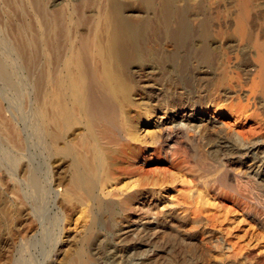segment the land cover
Masks as SVG:
<instances>
[{"label": "rangeland", "instance_id": "1", "mask_svg": "<svg viewBox=\"0 0 264 264\" xmlns=\"http://www.w3.org/2000/svg\"><path fill=\"white\" fill-rule=\"evenodd\" d=\"M87 1L88 0H36V4H38L39 6L45 7L49 11V13L52 15L55 13L57 14L59 12V14L64 16L66 19L72 16V12L74 9L81 8V12L79 13L80 15H82V19L84 18V20L75 24L74 21L76 20V18L73 17L74 19L72 18V20L70 21L71 31L73 33L72 35L73 41H77L79 36L87 37L89 35V32L91 35L94 31L98 32L100 34L101 39L105 40L109 33L108 29L110 28L108 24H110L112 18H118L120 16L130 17V18L136 17L134 18V20L137 23L141 21L139 24H142L145 20L150 21L151 27L149 28L150 30L149 29L147 30L148 33L146 31L147 35L145 37V42H147V44L150 46L152 44V47H154L155 50L159 52V54L161 55V58H163V61L157 62V64L155 63L156 65L155 64L150 65L152 68V71L150 72L151 75L150 73L143 75V71H140L139 73L136 71H132L134 70L133 68L131 69L132 72L130 71L132 75H131L129 82L131 83L130 85H132V87L135 89L133 90L135 92H132V94L134 93L132 95L134 97H131V98L135 102L131 99L130 103H128V105L125 106L126 108L124 107L122 109L121 119H123V117H127L128 118L127 121H130V123L134 124L133 126L135 127V131L137 134V135L135 134L136 136L134 137L135 139L139 138L140 140H136L137 142L133 144L134 150L132 149V147L131 148L129 147L131 151L129 148H126L128 155L131 153L129 157L131 156L132 158L127 157L125 160L122 159L123 161L122 160H120V162L118 161L119 163L117 162L115 164L118 166V168L115 167L116 170L114 172V174H117V175L115 176L113 174V177H111L110 179V185H111L110 188H114V185H117L115 186V188H122V189L124 188L125 190L127 189V191H130L132 189L136 190L137 188L140 190L143 188V190H140L141 194L144 196L147 194L146 197L152 200V204L149 205L148 203H145L142 200L138 199L133 204L135 206L134 212L130 213L128 218L124 220L121 219L122 224L124 223L123 226L121 222L119 223L120 219H118L116 222L114 221L116 224L113 222L114 225L117 226L116 227L117 229L116 228L109 229L108 225L106 226L108 228L104 227L103 229H101L100 227L101 230L99 229V231L101 234L99 235L102 236L101 244L104 243L105 246L110 245L109 247L113 246V248H115L114 263L117 261L115 264H139L140 261H142L144 258L150 255L151 256L157 255L155 256L156 261L158 260L157 263L161 261L160 263L163 264V262H167V260L169 259L174 260L175 257L177 259L181 255L183 256L184 252H185L184 255H186V251H183L186 249V246H187L186 242L189 239H192L194 237L196 238V240H194L196 241V245L192 244L194 246L193 247L190 244L189 246L190 247L192 246L193 250L197 252V253L195 252V254L197 255H195L196 258L194 260L196 264H236V263L237 264H264V195H262V193L264 194V96H262L264 95V89H263L264 73L263 71L259 70L260 68H262V64L264 63V60H263L264 56H262L259 53V50L257 49L258 47L256 48L255 46L256 42L264 41V33H263L264 32V0H255V3H254V0H252V5L255 8L253 7L254 9H252L250 12H248L245 15V24L247 25L246 26L247 28L245 27L244 37L239 36L237 33H235L237 31L236 28L238 26V20H239L238 19L239 13H237L235 10L236 0H220V1L219 0H209L212 3V5L214 2L217 3V5L214 4L213 6L211 5L209 7L208 5H210L211 3L208 0H197V1L196 0H186V1L182 0L183 2V3L181 2L182 4L178 0L179 2L178 1L176 2V6L179 8L180 12L177 11L174 13V15H172L171 19L173 20L171 21L170 23L171 25L169 24V26L167 25L168 23L165 22L163 13L157 10H150L146 6L147 3L145 2V0H117V1H121L122 3H124L125 7L121 13H116V15L113 9L114 1L116 0H106V1L101 0L102 2L101 1L99 2V0H97L96 3L92 5L88 4ZM154 1L157 7L161 3L162 0H154ZM198 3L199 4L201 3L202 10L201 8L200 9L199 8L196 9V7L194 8V6ZM184 4H186L189 7H187ZM192 4L194 6H191ZM203 4L205 6V9L207 10H204ZM5 5H6V8H5ZM30 6L31 7L33 6V4L31 3V0L29 1L28 0H8V1L1 0L0 1V63L7 65V68L9 69V75L12 77V79L17 84V88L14 90L9 87L7 88V86L0 83V91L4 92V93L0 92V96H1L0 97V102H1L0 103V109H1L0 110V149L4 148L5 150L10 151L8 146H4L5 144L4 141L6 140L5 137L7 135L8 136L10 135L11 126L15 127L16 129L18 128L17 129L18 132L20 134L21 132L23 133L21 134L22 142L23 143L26 142L25 143L26 146H24L25 151H23V155L20 156L21 163H26L27 165H30V167L32 166V168L36 166V168L34 169L38 168L39 170L37 169V173L40 177H42L46 171V166L45 168H43L44 166V160L42 157L43 153L39 146V142L35 140L36 137L33 135V129H34L35 123H38L37 118L39 119L38 114H37V109L42 105V102H43V89H42L43 83H42V78H41V72L44 67L45 57H50V54H49V51H47V49L43 45V42H41V39L44 40V37L46 34V31L44 28L45 26L43 25L41 15L37 11L36 7L33 6L31 8ZM133 8H136V9L134 10ZM145 8L147 10H145ZM188 8L191 9V11H189ZM86 9H87V13H86ZM94 10L96 12H94ZM156 11H157V14H156ZM188 11L190 12V14ZM252 11H254L255 13ZM100 12L101 13L103 12L104 14L103 13L101 14ZM129 12H131L132 14ZM149 12L150 14H152L151 18H150L151 15L149 14ZM89 14L91 16H89ZM176 14L177 15L179 14V15L177 16ZM186 14L188 15L185 16ZM250 15H252V17H250ZM88 16H89V21H90V17L94 19L97 18L96 20L99 21V25H97L98 24L97 22L96 24L94 23V26H92L91 21L90 22L87 21ZM180 18H183L184 21H186L185 22L186 25H189L187 27L189 29H194L192 30V32L193 33L196 32V33L192 34L191 32V40H190L191 45L189 46V49L188 47L186 49L187 54H186L185 60L183 61V59L176 58L174 61V60H171L170 57L168 58V56L171 55L175 51L174 49L175 43H173V40L171 39L170 32L172 29H175L177 27ZM85 20L86 22H84ZM156 22L160 24H157ZM190 24L192 26L194 25L195 27L192 28ZM202 24H206V25L203 26ZM159 25L160 27L163 26L161 27L162 29H160ZM197 25L198 26L200 25V26L198 27ZM196 26L198 28H196ZM249 27L250 29H248ZM198 30H199V33L197 32ZM249 30L250 31L252 30V32H250ZM164 32H166L167 34L166 33L164 34ZM105 33H106V36H105ZM251 33H253L254 35ZM152 34H155L156 36L154 37ZM204 35L207 40L206 44H208L205 46L206 54H207L206 58L204 55H202L201 57V54H203V51H202V47H200V44H198L199 39ZM149 36H151V38H149ZM163 36H165V38ZM156 38H158L159 41L156 40ZM162 39L163 40L165 39V40L162 41ZM194 39L196 41V45L198 44L197 46L195 45ZM250 39L254 41L253 44H252V40ZM149 41L150 42L153 41L155 42V44L153 42L150 43ZM42 45H43V48H41ZM191 50L193 53L190 52ZM165 51H167L168 53ZM165 54L167 55L168 59L164 57ZM190 56L192 57L190 58ZM26 58L29 59V63H27ZM30 58H31V61H30ZM182 62L186 66L187 72L185 76L184 75L180 76L182 73H181V70L179 69H180V65ZM150 66L146 65L147 68H150ZM168 67L169 68L171 67V68L169 69ZM157 72L159 74H157ZM14 78H16V80H19V81H16ZM24 82L26 84H24ZM254 82H256V84H254ZM132 83H134V86ZM261 83H263L262 86H261ZM20 85L22 86L20 87ZM27 89L30 90V93H28L29 91ZM7 90H10V91L7 92ZM13 95L14 96L16 95V96L14 97ZM15 99L17 101H15ZM131 102L133 105L131 104ZM239 105H241L242 107ZM12 111L14 114L12 113ZM8 112L12 114H9ZM31 116L33 117V119L31 118ZM27 120L28 121L30 120V121L28 122ZM193 122H194V125H193ZM28 123L29 125L32 124L30 126L31 130L28 129L29 128ZM122 123H126V118L123 119ZM162 123L169 124L168 126H170L171 124H172L171 126L173 125L177 126V124H179L178 126L183 127V129L185 128L183 135L182 134L178 135L179 140L180 139L181 140L179 141L180 143L178 145L179 148L177 147V150H175V153L177 151L178 153H176V155H179L180 153L181 154L180 156H176L178 157L177 159L174 158V162L175 161L176 162L173 164L170 163L169 154L166 153V156L169 157L168 158L169 160H168L165 158V152L163 150L159 151L153 148L155 147L156 142H159L163 139V135H162L163 129H161L163 128ZM198 123L199 125H197ZM185 126H188V128L189 129L191 128V130L186 131L187 127ZM26 133H28L31 137H29L28 134L26 135ZM31 138L32 140L30 142ZM169 143L170 144L173 143V140H170ZM133 145H130V146H133ZM185 145H187L188 147ZM181 148H184V149H181ZM27 149H30L33 155ZM183 150L186 151V153ZM132 153H135L136 156L134 157V154ZM30 154L31 156L29 157ZM34 155L37 157H35ZM197 155L200 156L202 159L198 157ZM204 155H208L209 157L206 156L208 159L205 158ZM25 158H27L28 160L27 159H26L27 161L24 160ZM197 158L198 159L200 158L201 162H198L196 166V162L199 161L197 160ZM209 159L210 160L212 159V160L209 161ZM130 160H133V161H130ZM207 160L210 162V164ZM28 162L30 163L28 164ZM199 163H201L202 165ZM125 164L128 166H125ZM57 165L59 164L52 162L51 164L52 174L54 175H56L57 173H59V175L67 174L66 171L64 172V171H61L59 168H57ZM131 165L134 168L130 169ZM124 166L127 169L124 170L125 172H122V168L120 169V167H124ZM201 166L202 168H204L203 166H205L206 168L202 169ZM17 168L18 170H16ZM17 168H13L14 169L13 172L12 170H9L6 165V162L3 160V156L2 155L0 156V189H1L0 190V209H2L5 219L9 218L7 219V221L4 220L7 222V224L4 222L3 235L1 234L0 236V264H15V261L17 262L16 259L19 258L21 255H24L29 260V262L31 261V263L29 264H42V263L43 264H68L69 260L72 257H74V255H76V251L78 250V247L80 246L79 239L84 231L83 228H85L86 219H81L78 216L79 213L77 210L74 212L71 211L72 213L70 212V210H68L67 213L64 214L61 210H59L61 208L57 207V204H55V200L53 199L46 200L45 205L44 203H38V204L35 203V205L31 204L30 206H26V205L24 206V202H21V201H24L23 200L24 198L21 197L23 196V193L21 190L19 191L16 185V183L18 184L20 182L19 178L22 179L24 174L20 172L19 166ZM57 170H60V171H57ZM129 170L131 171L128 172ZM226 171H228V173ZM204 172H205V175H207L206 172H208L209 174L208 177L207 176L202 177L204 176ZM9 174H11V176ZM216 176L218 177L220 176L222 177V180L226 179V181L224 180L223 182L220 178ZM234 178L235 180H239V179L240 180L235 181ZM111 180L114 182L112 183ZM141 180L144 182H142ZM205 180H207L206 183L204 182ZM210 180H213L214 182L213 181L211 182ZM235 184H238L241 189L240 188L237 189L235 187H234L235 189L231 188ZM225 186H227L230 190H228V188L226 189ZM221 187H223L222 191L220 190ZM56 188L57 187L55 186L54 192L56 193H54V196H59V193H58L59 191ZM232 189H234L235 191H231ZM219 190L223 194L220 193ZM13 191L16 192L17 194L20 193L19 195L21 198H19V195L17 194L16 196ZM115 191L116 190H114L113 192ZM182 191H184L185 193L184 192L181 193ZM194 191L195 193L198 192V195H200L199 198L198 196H196L197 193L195 194ZM258 192H261V193H258ZM116 193H118V191ZM234 193H237V194L235 195ZM188 194H189V197L187 198L186 196H188ZM194 195H195V199L194 198L191 199V197H193ZM107 197L111 198L112 196H107ZM182 197L190 201L192 200V202H195V200L198 199L199 202L197 203H199V206L203 205L199 207L201 211L202 210L204 211V212L202 211L203 213H201V215L207 216V214H209L208 216L212 218L215 226L217 224V227H213L211 229L212 234L214 233L213 235L215 237L221 238L220 240L222 242L223 234L222 232L221 233L219 232V229L220 231L222 230L223 232L232 233L231 235H233L234 238L238 240V242L242 246V250H241L242 255H239L238 258H235L236 260H234V258L226 257L221 252H216V253L214 252L209 258L202 257L203 256L202 255L203 246L199 244V238H200L199 233H198L199 228L192 227L193 224L190 221V219H186V221H184L185 219L184 218L181 220L182 222L180 221V222H177L176 225H173L169 221L165 220L164 222L163 219L160 220L161 221L160 222L158 218H155L152 215V213H149L148 211L145 210L147 208V210L150 211L152 208L151 206H153L154 203H156L155 205H157L160 208V204H162L163 202L167 203L168 200L170 201L174 198H182ZM51 198H53V196ZM16 201L18 203L20 202L19 203L20 205ZM36 205L38 206V208ZM9 206H11L10 209H8ZM20 207L23 211L20 210ZM141 207L143 208L142 209L143 212L141 210ZM24 208L26 209L24 210ZM12 210L13 211L15 210V211L13 212ZM18 210L21 212L19 213ZM144 210L146 211V214ZM10 211H12L13 213ZM75 212L77 215L75 214ZM11 213L13 214L12 217H11L12 215ZM14 213L15 214L17 213V214L15 215ZM42 214H43V217H42ZM55 214H56V217L54 218L53 216ZM32 215H35V216H32ZM0 216H1V211H0ZM30 216L32 217L30 218ZM62 216H64L65 218L64 220H62L63 219ZM42 219L43 220L46 219L45 221L47 222V224ZM54 219H56V222L60 227L57 225V227L52 229L51 228L52 223L49 224V222H52ZM36 220L37 222H35ZM41 220L43 221V223L40 222ZM79 221H81L82 223L80 222L81 223L80 224ZM184 222L186 223V225ZM20 224L24 226H21ZM118 224L120 225L118 226ZM177 225L178 227H175ZM22 227L23 229H21ZM44 227L47 228L48 231ZM179 227L180 229H178ZM190 228H193V230ZM43 229H45L46 231L45 230L43 231ZM14 230H16L17 232ZM116 230L118 231V233L115 232ZM124 230L127 232H124ZM103 231L107 235H105ZM120 231L122 234L120 233ZM177 231H178V234L175 235V232L177 233ZM190 231L193 233H191ZM14 233L15 234L17 233L16 234L17 236H15ZM179 233L181 236L179 235ZM186 235H188V237ZM191 235H193V237ZM120 236H122L123 238L122 237L120 238ZM175 236L177 237L175 238ZM22 237H23V240H22ZM180 238H183V241H181ZM57 239L58 240L60 239L59 242H57L58 241ZM178 239L180 241H178ZM145 242L148 243V245ZM175 242H176V245L180 242L181 243L178 244L177 247H175L176 245L174 246L173 244ZM27 243L29 244V247H26L28 246ZM23 245H25V247ZM135 247L137 248L135 249ZM180 247L181 249L179 250ZM21 248L23 251L21 250ZM175 248L178 250V252L176 251ZM182 248H185V249H182ZM18 249L20 251H18ZM72 250L74 251L73 253H71ZM90 250L93 252L92 249ZM137 252H139V254H137ZM175 253H178V254H175ZM30 254H33L34 256L33 255L31 256ZM135 254H137V256ZM140 254L141 256L139 257ZM119 258H120V261L116 260ZM166 258H169V259H166ZM33 259H34V262H33ZM178 264H185V263H178Z\"/></svg>", "mask_w": 264, "mask_h": 264}, {"label": "bare ground", "instance_id": "2", "mask_svg": "<svg viewBox=\"0 0 264 264\" xmlns=\"http://www.w3.org/2000/svg\"><path fill=\"white\" fill-rule=\"evenodd\" d=\"M1 1V0H0ZM8 1V0H6ZM29 1V0H28ZM97 0H88V4H95ZM101 0H99L100 2ZM106 1V0H105ZM178 0H162L161 3L156 7L154 0H145L147 3V7L150 10H157L163 13L165 22L168 23L167 25L171 23L173 19L172 15H174L175 12L179 11V8L176 6V2ZM180 3L182 0H179ZM178 1V2H179ZM184 1V0H183ZM186 1V0H185ZM197 1V0H196ZM209 1V0H208ZM207 1V2H208ZM220 1V0H219ZM218 1V2H219ZM58 2V1H57ZM60 2V1H59ZM102 2V1H101ZM110 2V1H109ZM210 2V1H209ZM9 3V2H8ZM29 3V2H28ZM31 3L34 7H36L37 11L40 13L43 25L45 26V37L44 40L41 39V42H43V45L49 51L50 57H45V63L43 70L41 72V78L43 83V102L42 105L37 109V114L39 119L38 123H35L34 129H33V135L36 137L35 140L39 142V146L43 153V160H44V166H46V171L44 175L40 177L37 173L36 166L32 168L30 165H27L26 163H21V155H23V151H25V143L22 142L21 134L18 132V128L11 126L10 129V135L6 136V140L4 141V146H8L10 151L3 149H0V153L3 156V160L6 162V165L9 170H12L13 168H17L19 166L20 172L23 173V178L20 179V182L17 185V188L19 191L21 190L23 193L22 198H24V206H30L31 204L35 203H44L46 200L53 199L55 200V204H57V207L61 208V210L64 214L67 213L68 210L71 211H78L79 217L81 219H86V225L85 228H83V233L80 236V246L78 247V250L76 251V255L72 257L68 264H115L114 263V255H115V248L105 246L104 243L101 244V234L99 229H103L108 225L109 229L116 228L117 226L114 225V223L120 219L119 223L121 222V219L124 220L129 217L130 213H133L135 210V206L133 205L135 201L138 199L142 200L145 203H148L149 205L152 204V200L146 197V195H142L140 190H130L127 191V189L124 190L122 188H110V179L113 177V174L118 168L117 165H115L118 161L122 159H126L129 157L128 152L126 148H131L134 150V145L137 141L140 140L135 139L134 136H136L135 127L134 124L130 123V121H127V117H123V119L126 118V123H122L123 119H121V112L122 109L128 105L131 101L132 92H135V90L131 83L129 82L131 78V72L136 71L140 72L143 71V75L150 73L152 71L151 64H157V62L163 61V58H161V55L159 52L155 50L154 47L147 44L145 42L146 37V31L151 27L150 21L145 20L142 24H139L140 22H136L134 18L130 17H118V18H112L109 25V33L105 40L101 39L100 34L96 31H94L91 35L89 32V35L87 37L79 36L77 41L72 40V31L70 26V21L72 18H76L74 21L75 24L81 22L84 20L82 19V15H80L79 12H81V8L74 9L72 12V16L67 19L60 15L59 12L56 14H50L49 11L43 7L36 4V0H31ZM79 3V2H78ZM98 3V2H97ZM183 3V2H182ZM181 3V4H182ZM188 3V2H187ZM192 3V2H191ZM204 3V2H203ZM211 3V2H210ZM235 10L237 13H239V20H238V26H237V33L239 36H243L245 34V27L247 26L245 24V15L250 12L255 7L252 5V0H236L235 2ZM255 3V0H254ZM253 3V4H254ZM5 4V3H4ZM25 4V2H24ZM77 4V3H76ZM178 4V3H177ZM180 4V5H181ZM217 3H213V5ZM219 4V3H218ZM13 5V4H12ZM22 5V4H21ZM29 5V4H27ZM85 5V4H84ZM101 5V4H100ZM109 5V3H108ZM186 5V4H184ZM212 3L209 6H211ZM212 5V6H213ZM256 5V4H255ZM20 6V5H19ZM32 6V7H33ZM47 6V5H46ZM75 6V4H74ZM79 6V5H77ZM105 6V5H104ZM135 6V5H134ZM183 6V5H182ZM187 6V5H186ZM191 6H194L193 4ZM257 6V5H256ZM31 7V6H30ZM31 7V8H32ZM63 7V6H62ZM112 7V6H111ZM110 7V8H111ZM124 3L121 1H114L113 9L114 13H121L124 10ZM136 7V6H135ZM189 7V6H187ZM201 8V3L196 4L194 8ZM204 10L205 6L203 4ZM254 7V8H253ZM6 8V5H5ZM56 8V7H55ZM69 8V7H67ZM29 9V8H28ZM65 9V8H64ZM71 9V8H70ZM88 9V8H87ZM86 9V13H87ZM97 9V8H96ZM105 9V8H104ZM103 9V10H104ZM131 9V8H130ZM134 10L136 8H133ZM189 9V8H188ZM32 10V9H30ZM52 10V9H51ZM54 10V9H53ZM59 10V9H58ZM102 10V11H103ZM106 10V9H105ZM112 10V9H111ZM138 10V9H137ZM145 10H147L145 8ZM202 10V8H201ZM199 10V11H201ZM11 11V10H10ZM70 11V10H69ZM72 11V10H71ZM85 11V10H84ZM100 11V10H99ZM156 11V14H157ZM191 11V9H189ZM188 11V12H189ZM194 11V10H193ZM198 11V12H199ZM4 12V11H3ZM2 12V13H3ZM56 12V11H54ZM91 12V11H90ZM93 12V11H92ZM94 12H96L94 10ZM104 12V11H103ZM102 12V13H103ZM108 12V11H107ZM112 12V11H111ZM110 12V13H111ZM147 12V11H146ZM186 12V10H185ZM206 12V11H205ZM254 12V11H252ZM32 13V12H31ZM101 13V12H100ZM101 13V14H102ZM113 13V14H114ZM128 13V12H127ZM131 13V12H129ZM141 13V12H140ZM255 13V12H254ZM5 14V13H4ZM12 14V13H11ZM25 14V13H24ZM33 14V13H32ZM70 14V13H69ZM99 14V12H98ZM104 14V13H103ZM112 14V15H113ZM132 14V13H131ZM144 14V13H142ZM146 14V13H145ZM150 14V12H149ZM190 14V12H189ZM205 14V13H204ZM27 15V14H26ZM38 15V14H37ZM114 15V16H115ZM121 15V14H120ZM151 15V16H150ZM150 18L152 17V14H150ZM177 15V14H176ZM179 15V14H178ZM177 15V16H178ZM183 15V14H182ZM186 14L185 16H187ZM77 16V17H76ZM89 16H91L89 14ZM89 16L87 18V21H91V25L94 26V23L99 25V21L96 20L97 18H91L89 21ZM100 16V15H99ZM118 16V15H117ZM116 16V17H117ZM102 17V15H101ZM139 17V16H138ZM145 17V16H144ZM252 17V15H250ZM36 18V17H35ZM73 18V19H74ZM147 18V17H146ZM187 18V17H186ZM29 19V18H28ZM140 19V18H139ZM188 19V18H187ZM247 19V17H246ZM250 19V18H249ZM104 20V19H103ZM108 20V19H107ZM144 20V19H143ZM142 20V21H143ZM176 20V19H175ZM189 20V19H188ZM203 20V19H202ZM32 21V20H31ZM36 21V20H35ZM156 21V20H155ZM190 21V20H189ZM250 21V20H249ZM86 22V20L84 21ZM159 22V21H158ZM183 18H180L178 25L175 29H172L170 32L171 39L173 40V43H175V51L168 56L171 60H174L176 58L183 59V61L186 58L187 54V47L189 49V46L191 45V32L194 29H189L185 23ZM200 22V21H199ZM40 23V22H39ZM73 23V22H72ZM71 23V24H72ZM83 23V22H82ZM157 23V22H156ZM189 23V22H188ZM41 24V23H40ZM87 24V23H86ZM160 24V23H157ZM33 25V24H32ZM38 25V23H37ZM107 25V24H106ZM171 25V24H170ZM191 25V24H190ZM203 26L206 24H202ZM201 25V26H202ZM250 25V24H249ZM19 26V25H18ZM40 26V25H39ZM173 26V25H172ZM192 26V25H191ZM198 26V25H197ZM196 26V28H198ZM34 27V26H33ZM42 27V25H41ZM86 27V25H85ZM100 27V26H99ZM160 27V25H159ZM163 27V26H161ZM160 27V29H162ZM195 27L194 25L192 28ZM236 27V26H235ZM15 28V27H14ZM19 28V27H18ZM81 28V27H80ZM107 28V27H106ZM247 28V27H246ZM17 29V28H16ZM21 29V28H20ZM19 29V30H20ZM82 29V28H81ZM104 29V27H103ZM154 29V28H153ZM204 29V28H203ZM250 29V27L248 28ZM22 30V29H21ZM20 30V31H21ZM25 30V29H24ZM96 30V29H95ZM150 30V29H149ZM164 30V29H163ZM191 30V31H190ZM74 31V30H73ZM82 31V30H81ZM84 31V30H83ZM86 31V30H85ZM152 31V30H151ZM168 31V30H167ZM206 31V30H205ZM204 31V32H205ZM250 31V30H249ZM262 31V30H261ZM25 32V31H24ZM41 32V30H40ZM199 33V30L197 31ZM248 32V30H247ZM252 32V30L250 31ZM84 33V32H83ZM86 33V32H85ZM148 33V31H147ZM150 33V32H149ZM166 32H164L165 34ZM196 33V32H194ZM192 32V34H194ZM207 33V32H206ZM254 33V32H253ZM251 33V34H253ZM264 33V32H263ZM41 34V33H40ZM167 34V33H166ZM205 34V33H204ZM210 34V32H209ZM248 34V33H247ZM246 34V35H247ZM250 34V35H251ZM102 35V34H101ZM154 37L155 34H152ZM196 35V34H195ZM203 35V34H202ZM254 35V34H253ZM106 36V33H105ZM152 36V37H153ZM158 36V35H157ZM194 36V35H193ZM192 36V37H193ZM162 37V36H161ZM160 37V39H161ZM165 38V36H163ZM168 37V36H167ZM252 37V36H251ZM41 38V37H40ZM151 38V36H149ZM169 38V37H168ZM209 38V36H208ZM246 38V37H245ZM253 38V37H252ZM258 38V37H257ZM18 39V38H17ZM254 39V38H253ZM259 39V38H258ZM147 40V39H146ZM158 40V38H156ZM165 40V39H164ZM162 39V41H164ZM198 40V39H196ZM210 40V39H209ZM242 40V39H240ZM252 40V39H250ZM159 41V40H158ZM170 41V39H169ZM195 41V39H194ZM260 41V40H259ZM150 42V41H149ZM148 42V43H149ZM153 42V41H152ZM150 42V43H152ZM247 42V40H246ZM251 42V41H249ZM252 40V44H253ZM155 44V42H153ZM162 43V42H161ZM166 43V42H165ZM207 40L205 38V35L202 36L198 44H200V47H202L203 54L206 58V48L205 46ZM242 43V42H241ZM153 44V45H154ZM160 44V43H159ZM158 44V45H159ZM167 44V43H166ZM194 44V43H193ZM197 44V45H198ZM246 44V43H245ZM248 44V43H247ZM251 44V45H252ZM36 45V44H35ZM43 45L41 48H43ZM169 45V44H168ZM174 45V44H173ZM196 45V41H195ZM196 45V46H197ZM161 46V45H160ZM159 46V47H160ZM193 46V45H192ZM210 46V45H209ZM256 48L259 50V53L264 56V41L256 42ZM38 47V46H37ZM174 47V46H173ZM245 47V46H244ZM254 47V46H253ZM157 49V48H156ZM161 49V48H160ZM163 49V48H162ZM193 49V48H192ZM256 49V50H257ZM166 50V49H165ZM168 50V49H167ZM172 50V49H171ZM22 51V50H21ZM46 51V50H45ZM160 51V50H159ZM163 51V50H162ZM210 51V50H209ZM43 52V51H42ZM164 52V51H163ZM167 52V51H165ZM192 52V50L190 51ZM196 52V51H195ZM194 52V53H195ZM198 52V51H197ZM168 53V52H167ZM193 53V52H192ZM45 54V53H44ZM198 54V53H196ZM27 55V54H26ZM195 56V55H193ZM200 56V55H199ZM256 56V55H255ZM165 58H167V55H164ZM192 56H190L191 58ZM261 57V56H260ZM167 58V59H168ZM199 58V57H198ZM27 63H29V59L26 58ZM210 59V58H208ZM263 59V58H262ZM261 59V61H262ZM187 60V59H186ZM190 60V59H189ZM188 60V61H189ZM264 60V59H263ZM31 61V58H30ZM173 61V62H174ZM202 61V60H201ZM207 61V60H206ZM260 61V62H261ZM169 62V61H167ZM177 62V61H176ZM163 63V62H162ZM188 63V62H187ZM155 64V65H156ZM170 64V63H169ZM260 64V63H259ZM146 65H149L150 68H147ZM166 65V64H165ZM164 65V67H165ZM168 66V64H167ZM135 67V68H134ZM154 67V66H153ZM177 67V66H176ZM134 69L131 71V69ZM159 68V67H157ZM161 68V66H160ZM169 68V67H168ZM171 68V67H170ZM169 68V69H170ZM155 69V68H154ZM262 69V70H261ZM147 70V72H146ZM157 70V69H156ZM181 75L186 74V66L182 62L180 65ZM178 70V71H179ZM189 70V69H188ZM260 71H263L264 73V63L262 64V68L259 69ZM131 71V72H130ZM158 71V70H157ZM162 73V72H161ZM173 73V72H172ZM179 73V72H178ZM189 73V72H188ZM157 74H159L157 72ZM156 74V75H157ZM165 74V73H164ZM177 74V73H176ZM262 74V73H261ZM151 75V73H150ZM149 75V76H150ZM155 75V74H154ZM138 76V75H136ZM148 76V75H147ZM146 76V77H147ZM165 76V75H164ZM263 76V75H262ZM36 77V76H35ZM135 78V77H134ZM140 78V77H139ZM256 78V77H255ZM263 78V77H262ZM16 80V78H14ZM151 79V78H150ZM158 79V78H156ZM189 79V78H188ZM227 79V77H226ZM34 80V79H33ZM19 81V80H16ZM145 81V80H144ZM258 81V79H257ZM264 81V80H263ZM34 82V81H33ZM32 82V83H33ZM184 82V81H183ZM182 82V83H183ZM186 82V81H185ZM0 83L7 86V88L16 89L17 84L12 79V77L9 75V69L7 68V65L0 63ZM41 83V84H42ZM24 84H26L24 82ZM134 86V83H132ZM256 84V82H254ZM253 84V85H254ZM263 83H261L262 86ZM170 85V84H169ZM239 85V84H238ZM260 85V83H259ZM22 85H20L21 87ZM136 87V86H135ZM257 87V86H256ZM3 88V87H1ZM24 88V87H23ZM264 89V86H263ZM3 90V89H2ZM28 90V89H27ZM137 90V89H136ZM255 90V89H253ZM10 90H7L9 92ZM13 91V90H12ZM30 93V90H28ZM251 91V89H250ZM3 92V91H0ZM21 92V90H20ZM23 92V91H22ZM256 92V91H255ZM254 92V93H255ZM258 92V90H257ZM4 93V92H3ZM6 93V92H5ZM261 93V92H260ZM263 93V92H262ZM8 94V93H7ZM12 95V94H11ZM10 95V96H11ZM14 96V95H13ZM16 96V95H15ZM14 96V97H15ZM264 96V95H262ZM1 97V96H0ZM168 97V96H167ZM9 98V97H7ZM33 98V97H32ZM2 99V98H1ZM11 99V98H10ZM9 99V100H10ZM19 99V98H18ZM185 99V98H184ZM32 100V99H31ZM39 100V99H38ZM133 100V99H132ZM15 101H17L15 99ZM134 101V100H133ZM135 102V101H134ZM1 103V102H0ZM171 103V102H170ZM132 104V102H131ZM10 105V104H9ZM23 105V104H22ZM133 105V104H132ZM242 105V104H241ZM239 105V106H241ZM251 105V104H250ZM2 106V105H1ZM11 106V105H10ZM9 106V107H10ZM20 106V105H19ZM14 107V106H13ZM129 107V106H128ZM131 107V106H130ZM242 107V106H241ZM5 108V107H4ZM30 108V107H29ZM28 108V110H29ZM126 108V107H125ZM245 108V106H244ZM10 109V108H8ZM1 110V109H0ZM15 110V109H14ZM35 110V109H34ZM126 110V109H124ZM128 110V109H127ZM11 111V110H10ZM32 111V110H31ZM17 112V111H16ZM19 112V111H18ZM9 113V112H8ZM13 113V111H12ZM9 113V114H12ZM3 114V113H2ZM14 114V113H13ZM124 114V113H123ZM11 116V115H10ZM30 116V115H29ZM125 116V115H124ZM8 117V116H7ZM12 117V116H11ZM14 117V116H13ZM129 117V116H128ZM133 117V116H132ZM33 119V117L31 116ZM14 119V118H13ZM30 119V118H29ZM130 119V118H129ZM172 119V118H171ZM170 119V120H171ZM15 120V119H14ZM122 120V121H121ZM16 121V120H15ZM28 121V120H27ZM30 121V120H29ZM28 121V122H29ZM125 121V120H124ZM168 121V120H167ZM166 121V122H167ZM32 122V121H31ZM171 123V122H170ZM17 124V123H16ZM202 124V123H201ZM5 125V124H4ZM10 125V124H9ZM20 125V124H19ZM32 125V124H31ZM29 123H28V129L31 130ZM34 125V124H33ZM163 125V139L159 142L155 143L156 150H163L165 152V158L168 159L169 157L166 156V153L170 155V163H175L174 158L177 159L180 156L176 155L178 153L175 150H177L178 145L180 144L179 141V134L183 135L185 128L178 126H168L169 124L162 123ZM176 125V124H175ZM186 125V124H185ZM194 125V122H193ZM192 125V126H193ZM199 125V123L197 124ZM6 126V125H5ZM190 126V124H189ZM186 131L191 130L188 126ZM20 129V128H19ZM26 129V130H28ZM159 129V128H158ZM24 130V128H23ZM25 130V131H26ZM20 131V130H19ZM162 131V130H161ZM8 132V131H7ZM28 132V131H27ZM31 133V132H30ZM220 133V132H219ZM28 133H26L27 135ZM32 134V133H31ZM136 134V135H135ZM197 134V133H196ZM29 135V134H28ZM161 135V136H162ZM29 137H31L29 135ZM183 137V136H181ZM2 138V137H1ZM162 138V137H161ZM29 139V138H28ZM223 139V138H222ZM24 140V138H23ZM32 138L30 139L31 142ZM170 140H173V143H169ZM183 140V139H182ZM221 140V139H219ZM27 141V140H26ZM29 141V140H28ZM224 141V140H222ZM140 142V141H139ZM138 142V143H139ZM190 142V141H189ZM33 143V142H32ZM220 143V142H219ZM140 144V143H139ZM138 144V145H139ZM145 144V143H143ZM153 144V143H152ZM186 144V143H185ZM35 145V144H34ZM133 145V146H130ZM137 145V146H138ZM142 145V144H141ZM188 145V144H187ZM185 145V146H187ZM30 146V145H29ZM28 146V147H29ZM32 146V144H31ZM143 146V145H142ZM38 147V146H37ZM188 147V146H187ZM222 147V146H221ZM226 147V146H225ZM7 148V149H8ZM27 148V147H26ZM33 148V147H32ZM129 148V149H130ZM138 148V147H137ZM140 148V147H139ZM179 148V147H178ZM186 148V147H185ZM37 149V148H36ZM184 149V148H181ZM222 149V148H221ZM30 151V149H27ZM40 150V149H39ZM132 150V151H133ZM233 150V149H232ZM131 151V149H130ZM180 151V150H179ZM184 151V150H183ZM31 152V151H30ZM34 152V151H33ZM36 152V151H35ZM186 153V151H184ZM241 152V151H240ZM32 153V152H31ZM230 153V152H229ZM41 154V153H40ZM38 154V155H40ZM134 157L136 156L135 153ZM0 155V156H1ZM25 155V154H24ZM33 155V153H32ZM37 155V154H36ZM157 155V154H156ZM200 155V154H199ZM26 156V155H25ZM31 154L29 155V157ZM35 156V155H34ZM184 156V155H183ZM186 156V155H185ZM198 156V155H197ZM205 158L208 155H204ZM217 156V155H216ZM24 157V156H23ZM37 157V156H35ZM131 157V156H130ZM129 157V158H130ZM182 157V156H181ZM200 157V156H198ZM209 157V156H208ZM39 158V157H38ZM132 158V157H131ZM183 158V157H182ZM181 158V159H182ZM196 158V156H195ZM201 158V157H200ZM200 158L196 162V166L198 162H201ZM25 158L24 160H26ZM40 159V158H39ZM186 159V158H185ZM188 159V158H187ZM202 159V158H201ZM208 159V158H207ZM258 159V158H257ZM28 160V159H27ZM26 160V161H27ZM129 160V159H128ZM135 160V159H134ZM169 160V159H168ZM184 160V159H183ZM212 160V159H211ZM209 159V161H211ZM218 160V159H217ZM259 160V159H258ZM33 161V159H32ZM31 161V162H32ZM35 161V160H34ZM41 161V160H40ZM123 161V160H122ZM121 161V162H122ZM133 161V160H130ZM179 161V160H178ZM181 161V160H180ZM203 161V160H202ZM208 161V160H207ZM208 161V162H209ZM52 162L58 163L57 168H59L61 171H66L67 174L59 175L57 173L56 175L52 174L51 171V164ZM118 162V163H119ZM128 162V161H127ZM126 162V163H127ZM182 162V161H181ZM185 162V161H184ZM194 162V161H193ZM30 162H28L29 164ZM129 163V162H128ZM179 163V162H177ZM204 163V162H203ZM214 163V162H213ZM131 164V163H130ZM171 164V165H172ZM201 164V163H199ZM210 164V162H209ZM212 164V163H211ZM144 165V164H143ZM202 165V164H201ZM213 165V164H212ZM4 166V165H3ZM34 166V165H33ZM125 166H128L125 164ZM122 168V172H125L127 168ZM132 166V165H131ZM131 168H134L133 166ZM136 166V165H135ZM142 166V165H141ZM207 166V165H206ZM40 167V166H39ZM116 167V168H115ZM206 168L205 166H203ZM215 167V166H213ZM125 168V169H123ZM129 168V167H128ZM202 168V166H201ZM202 168V169H204ZM208 168V167H207ZM217 168V167H216ZM220 168V166H219ZM213 169V168H212ZM18 170V168L16 169ZM39 170V169H38ZM41 170V169H40ZM57 170V171H60ZM227 170V169H226ZM5 171V169H4ZM7 171V170H6ZM129 170L128 172H130ZM134 171V169H133ZM121 172V170H120ZM119 172V173H120ZM127 172V171H126ZM142 172V171H141ZM199 172V171H198ZM228 173V171H226ZM5 173V172H4ZM9 173V172H8ZM15 173V172H14ZM117 173V172H116ZM118 173V174H119ZM201 173V172H200ZM203 173V171H202ZM207 175L204 176L208 177V172H206ZM62 174V173H61ZM138 174V173H137ZM144 174V173H143ZM11 176V174H9ZM13 175V174H12ZM115 176L117 174H114ZM127 175V174H126ZM199 175V174H198ZM201 175V174H200ZM21 176V175H19ZM114 176V177H115ZM130 176V175H129ZM221 176V175H220ZM218 177L222 180V177ZM225 176V175H224ZM15 177V176H14ZM118 177V176H117ZM201 177V176H200ZM246 177V176H245ZM225 178V177H224ZM18 179V178H16ZM117 179V178H116ZM142 179V178H141ZM201 179V178H199ZM119 180V179H118ZM117 180V181H118ZM149 180V179H148ZM214 180V179H213ZM213 180H210L211 182ZM226 181V179H224ZM224 180H222L224 182ZM235 180V178H234ZM240 180V179H239ZM235 180V181H239ZM112 181V180H111ZM142 181V180H141ZM229 181V180H228ZM227 181V182H228ZM232 181V180H231ZM230 181V182H231ZM252 181V180H251ZM114 181H112L113 183ZM144 182V181H142ZM146 182V181H145ZM205 183L207 180L204 181ZM214 182V181H213ZM226 182V183H227ZM236 183V182H235ZM240 183V182H239ZM242 183V182H241ZM246 183V181H245ZM249 183V182H248ZM247 183V184H248ZM115 184V183H114ZM120 184V183H119ZM211 184V183H210ZM214 184V183H213ZM233 184V183H232ZM15 185V187H16ZM113 185V184H112ZM56 186L57 190L59 191V196H54V187ZM212 186V185H210ZM246 186V185H245ZM220 187V186H219ZM240 188L238 184H235L231 188ZM243 187V186H242ZM135 188V187H134ZM140 188V187H139ZM218 188V187H217ZM221 187V191H222ZM227 189L228 187L225 186ZM234 188V189H235ZM253 188V187H252ZM215 189V188H214ZM219 189V188H218ZM217 189V191H218ZM232 189L231 191H235ZM236 189V190H237ZM241 189V188H240ZM243 189V188H242ZM246 189V187H245ZM248 189V187H247ZM250 189V188H249ZM1 190V189H0ZM116 190L115 192H113ZM219 190V191H220ZM228 190H230L228 188ZM118 191V193H116ZM151 191V190H150ZM190 191V190H189ZM220 191V193H222ZM238 191V190H237ZM236 191V192H237ZM14 192V191H13ZM113 192V193H112ZM125 192V193H124ZM144 192V191H143ZM152 192V191H151ZM182 191L181 193H183ZM245 192V191H244ZM12 193V192H11ZM15 195L17 194L14 192ZM146 193V192H145ZM185 193V192H184ZM195 193V191H194ZM197 193V194H196ZM196 196L198 195V192H196ZM243 193V192H242ZM261 193V192H258ZM20 194V193H19ZM17 194V195H19ZM152 194V193H151ZM190 194V193H189ZM186 196L187 198L189 197ZM223 194V193H222ZM221 194V195H222ZM235 195L237 193H234ZM239 194V192H238ZM3 195V194H2ZM5 195V194H4ZM16 195V196H17ZM154 195V193H153ZM158 195V194H157ZM262 195H264L262 193ZM53 196V198H51ZM107 196H112L111 198ZM143 196V197H142ZM159 196V195H158ZM191 196V195H190ZM233 196V194H232ZM19 195V198H21ZM57 197V198H56ZM115 197V198H113ZM141 197V198H140ZM16 198V197H15ZM151 198V197H150ZM157 198V197H156ZM159 198V197H158ZM195 199V195L191 197V199ZM6 199V198H5ZM18 199V198H17ZM155 199V198H154ZM242 199V198H241ZM244 199V198H243ZM262 199V198H261ZM2 200V199H1ZM21 200V199H20ZM26 200V201H25ZM51 200V201H53ZM139 200V201H140ZM197 200V201H196ZM195 202H192V200H187L186 198H174L172 200H168L167 203L160 202V208L155 205L151 206V210H147L149 213H152V215L155 218H158L160 220H165L171 222V224L176 225L177 222H180L182 219L186 221V219H190L193 226L195 228H199V244L203 246V256L202 257H210L212 253L221 252L226 257L238 258L239 255H242L241 250L242 246L234 238L232 233L229 232H223L222 230L219 232L223 234L222 236V242L221 238L215 237L212 234V228L217 227V224L213 223V220L209 214L202 216L201 209L199 207V200L196 199ZM257 200V199H256ZM15 201V200H14ZM162 201V200H161ZM194 201V200H193ZM201 201V199H200ZM261 201V200H260ZM17 202V201H16ZM15 202V203H16ZM3 203V202H2ZM18 203V202H17ZM20 203V202H19ZM18 203V204H19ZM22 204V203H21ZM48 204V203H46ZM147 204V206H148ZM198 204V205H197ZM203 204V203H202ZM11 205V204H10ZM17 205V204H16ZM20 205V204H19ZM51 205V204H50ZM53 205V204H52ZM13 206V205H12ZM37 206V205H36ZM140 206V205H139ZM146 206V207H147ZM6 207V206H5ZM16 207V206H14ZM41 207V206H40ZM45 207V206H44ZM150 207V206H149ZM11 206H9L8 209H10ZM36 208V207H35ZM34 208V210H35ZM38 208V206H37ZM47 208V207H46ZM51 208V207H49ZM13 209V207H12ZM15 209V208H14ZM26 208H24L25 210ZM143 208L141 207V210ZM17 210V209H16ZM20 210L21 207H20ZM29 210V209H27ZM38 210V209H37ZM36 210V211H37ZM58 210V209H57ZM144 210V211H145ZM1 216H0V236L3 235V226L4 222L7 224V219L4 217V213L2 209ZM13 211V210H12ZM10 211V212H12ZM15 211V210H14ZM13 211V212H14ZM19 211V210H18ZM23 211V210H22ZM31 211V210H30ZM145 211V214H146ZM9 212V213H10ZM12 212V213H13ZM21 211H19L20 213ZM26 212V211H25ZM49 212V210H48ZM47 212V214H48ZM55 212V211H54ZM59 212V211H58ZM140 212V211H139ZM143 212V210H142ZM147 212V213H148ZM210 212V211H209ZM11 213V214H12ZM18 213V212H17ZM16 213V214H17ZM24 213V212H23ZM28 213V212H27ZM26 213V214H27ZM31 213V212H30ZM38 213V212H37ZM43 213V212H42ZM46 213V212H45ZM44 213V214H45ZM61 213V212H60ZM62 213V215H63ZM72 213V212H71ZM138 213V211H137ZM148 213V214H149ZM208 213V212H207ZM15 214V213H14ZM15 214V215H16ZM25 214V215H26ZM34 214V213H33ZM52 214V213H51ZM69 214V213H68ZM67 214V216H68ZM76 214V212H75ZM7 215V214H6ZM10 215V214H9ZM22 215V214H21ZM36 215V214H35ZM32 215V216H35ZM50 215V214H49ZM70 215V214H69ZM77 215V214H76ZM137 215V214H136ZM13 214L11 215V217ZM30 216V218L32 217ZM71 216V215H70ZM142 216V215H141ZM18 217V216H16ZM43 217V214H42ZM45 217V215H44ZM56 217V214L53 216ZM58 217V215H57ZM64 220V216H62ZM72 217V216H71ZM131 217V216H130ZM217 217V216H216ZM14 218V217H13ZM29 218V219H30ZM36 218V217H35ZM140 218V217H139ZM27 219V218H26ZM38 219V218H37ZM49 219V218H48ZM60 219V218H59ZM69 219V218H68ZM215 219V218H214ZM6 220V221H4ZM15 220V219H14ZM43 220V219H42ZM40 221L43 223V221ZM10 221V220H9ZM60 221V220H59ZM78 221V220H77ZM115 221V222H114ZM127 221V220H126ZM131 221V219H130ZM13 222V220H12ZM25 222V221H24ZM27 222V221H26ZM34 222V221H33ZM37 222V220L35 221ZM46 222V221H45ZM70 222V221H69ZM81 221H79L80 223ZM114 222V223H113ZM161 222V221H160ZM159 222V224H160ZM167 222V223H169ZM182 222V221H181ZM32 223V221H31ZM39 223V222H38ZM51 224V228L57 227L56 219H54L52 222H49ZM59 223V222H58ZM82 223V222H81ZM80 223V224H81ZM126 223V222H125ZM185 223V222H184ZM47 224V222H46ZM116 224V223H115ZM122 224V222H121ZM124 224V223H123ZM122 224V226H123ZM183 224V223H182ZM191 224V223H190ZM21 225V224H20ZM33 225V224H31ZM120 224H118L119 226ZM128 225V223H127ZM172 225V226H173ZM179 225V224H178ZM175 226V227H178ZM186 225V223H185ZM7 226V225H6ZM5 226V227H6ZM24 226V225H21ZM41 226V225H40ZM44 226V225H42ZM59 226V225H58ZM125 226V225H124ZM155 226V225H154ZM171 226V225H170ZM190 226V227H191ZM220 226V225H219ZM47 227V226H46ZM60 227V226H59ZM84 227V226H83ZM106 227V228H108ZM139 227V226H138ZM184 227V225H183ZM221 227V226H220ZM7 228V227H6ZM20 228V227H19ZM45 228V227H44ZM50 228V229H51ZM172 228V227H171ZM186 228V227H185ZM219 228V227H218ZM23 229V227L21 228ZM42 229V228H41ZM47 229V228H45ZM43 229V231L45 230ZM61 229V228H60ZM100 229V230H101ZM117 229V228H116ZM147 229V228H146ZM175 229V228H174ZM177 229V228H176ZM180 229V227L178 228ZM193 230V228H190ZM137 230V229H136ZM140 230V229H139ZM167 230V229H166ZM169 230V229H168ZM182 230V229H181ZM184 230V229H183ZM196 230V229H195ZM218 230V229H217ZM16 231V230H14ZM40 231V230H39ZM46 231V230H45ZM48 231V229H47ZM111 231V230H110ZM162 231V230H161ZM159 231V232H161ZM185 231V230H184ZM189 231V230H188ZM17 232V231H16ZM62 232V231H61ZM104 232V231H103ZM115 232L118 233L116 230ZM113 232V233H115ZM123 232V230H122ZM124 232H127L124 230ZM165 232V231H163ZM167 232V231H166ZM171 232V231H170ZM183 232V231H182ZM191 232V231H190ZM218 232V231H216ZM215 232V233H216ZM49 233V232H48ZM105 233V232H104ZM108 233V232H107ZM121 233V231H120ZM193 233V232H191ZM190 233V234H191ZM15 234V233H14ZM17 234V233H16ZM15 234V236H17ZM20 234V233H19ZM39 234V233H38ZM80 234V233H79ZM122 234V233H121ZM126 234V233H125ZM178 234L175 232V235ZM188 234V233H187ZM49 235V234H48ZM105 235H107L105 233ZM110 235V234H109ZM118 235V234H117ZM127 235V234H126ZM141 235V234H139ZM147 235V234H146ZM163 235V234H162ZM172 235V234H171ZM180 235V233H179ZM183 235V233H182ZM189 235V234H188ZM188 235H186L188 237ZM220 235V234H219ZM19 236V235H18ZM50 236V235H49ZM54 236V235H53ZM145 236V235H144ZM173 236V235H172ZM178 236V235H177ZM175 236V238L177 237ZM181 236V235H180ZM193 237V235H191ZM3 237V236H2ZM33 237V236H32ZM31 237V238H32ZM39 237V236H38ZM58 237V236H57ZM111 237V236H110ZM119 237V236H118ZM122 236H120L121 238ZM125 237V236H124ZM152 237V236H151ZM185 237V236H184ZM183 237V238H184ZM186 237V238H187ZM191 237V238H192ZM21 238V237H20ZM30 238V239H31ZM123 238V237H122ZM183 238H180L181 241H183ZM237 238V237H236ZM45 239V238H44ZM105 239V238H104ZM23 240V237H22ZM34 240V239H32ZM47 240V239H46ZM45 240V241H46ZM58 240V239H57ZM60 240V239H59ZM59 240L57 242H59ZM77 240V239H76ZM142 240V239H141ZM186 240V239H185ZM190 240V241H189ZM186 244V249L183 251H186V255L183 256L177 255V259H169L167 262H163V264H178V263H185V264H196L195 263V252L193 250V245H196V238L189 239ZM31 241V240H29ZM56 241V239H55ZM78 241V240H77ZM116 241V240H115ZM118 241V240H117ZM178 241H180L178 239ZM56 242V243H57ZM152 242V241H151ZM174 242V240H173ZM198 242V241H197ZM23 243V241H22ZM44 243V241H43ZM112 243V242H111ZM110 243V244H111ZM118 243V242H117ZM128 243V242H127ZM146 243V242H145ZM178 243V242H177ZM181 243V242H180ZM178 243V244H180ZM28 244V243H27ZM109 244V242H108ZM113 244V243H112ZM148 245V243H146ZM174 246L176 245V242L173 243ZM177 244V245H178ZM192 245L191 247L189 245ZM14 245V244H13ZM35 245V243H34ZM42 245V244H41ZM45 245V244H44ZM107 245V244H106ZM118 245V244H117ZM116 245V246H117ZM125 245V244H124ZM133 245V244H132ZM172 245V243H171ZM177 245L175 247H177ZM25 247V245H23ZM134 246V245H133ZM136 246V245H135ZM139 246V245H138ZM137 246V247H138ZM158 246V245H157ZM184 246V244H183ZM7 247V246H6ZM29 247V244L28 246ZM125 247V246H124ZM127 247V246H126ZM135 247V249L137 248ZM141 247V246H140ZM173 247V246H172ZM10 248V247H9ZM77 248V247H76ZM196 248V247H195ZM200 248V247H199ZM17 249V248H16ZM29 249V248H28ZM43 249V248H41ZM92 249L93 252L90 250ZM139 249V248H138ZM169 249V248H168ZM172 249V248H171ZM176 249V248H175ZM181 247L179 248V250ZM201 249V248H200ZM22 250V248H21ZM25 250V249H24ZM27 250V249H26ZM128 250V249H127ZM142 250V249H141ZM152 250V249H151ZM174 250V248H173ZM18 251H20L18 249ZM23 251V250H22ZM21 251V252H22ZM33 251V250H32ZM122 251V250H121ZM125 251V250H124ZM130 251V250H129ZM167 251V250H166ZM178 252V250L176 249ZM175 251V252H176ZM182 251V252H183ZM25 252V251H24ZM30 252V251H29ZM41 252V251H40ZM46 252V251H45ZM48 252V251H47ZM74 251L72 250L71 253ZM120 252V251H119ZM131 252V251H130ZM143 252V251H141ZM154 252V251H153ZM38 253V252H37ZM125 253V252H124ZM150 253V252H149ZM155 253V252H154ZM180 253V252H179ZM197 253V252H196ZM199 253V252H198ZM220 253V254H221ZM10 254V253H9ZM22 254V253H21ZM28 254V253H27ZM39 254V253H38ZM118 254V252H117ZM120 254V253H119ZM122 254V252H121ZM139 254V252H137ZM137 254H135L137 256ZM178 254V253H175ZM174 254V255H175ZM182 254V253H181ZM200 254V255H201ZM31 256L33 254H30ZM45 255V254H44ZM143 255V254H142ZM145 255V254H144ZM147 255V254H146ZM154 255V254H153ZM172 255V254H171ZM170 255V256H171ZM199 255V254H198ZM28 256V255H27ZM34 256V255H33ZM49 256V255H48ZM70 256V255H69ZM141 254L139 255V257ZM157 256V255H155ZM155 256H148L144 258L142 261H140L139 264H162L159 261L157 263ZM165 256V255H164ZM169 256V255H167ZM37 257V256H36ZM33 258V257H31ZM50 258V257H49ZM63 258V257H62ZM61 258V259H62ZM143 258V257H142ZM141 258V259H142ZM228 258V259H230ZM241 258V257H240ZM15 259V258H14ZM46 259V258H45ZM68 259V257H67ZM140 259V258H139ZM198 259V258H197ZM207 259V258H206ZM226 259V258H225ZM15 264H29V260L24 256L21 255L19 258L16 259ZM32 260V259H30ZM38 260V259H37ZM41 260V259H40ZM43 260V259H42ZM120 261L119 259H116ZM161 260V258H160ZM204 260V259H203ZM209 260V259H208ZM207 260V261H208ZM66 261V260H65ZM118 261V262H119ZM127 261V260H126ZM166 261V260H165ZM3 262V261H2ZM34 262V259H33ZM43 262V261H42ZM36 263V262H35ZM66 263V262H65ZM229 263V262H228ZM235 263V262H234ZM239 263V262H238ZM43 264V263H42ZM237 264V263H236Z\"/></svg>", "mask_w": 264, "mask_h": 264}]
</instances>
